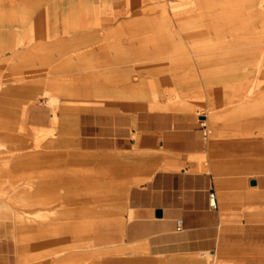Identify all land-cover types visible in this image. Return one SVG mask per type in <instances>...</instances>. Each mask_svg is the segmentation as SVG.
Returning a JSON list of instances; mask_svg holds the SVG:
<instances>
[{
  "label": "rangeland",
  "instance_id": "obj_1",
  "mask_svg": "<svg viewBox=\"0 0 264 264\" xmlns=\"http://www.w3.org/2000/svg\"><path fill=\"white\" fill-rule=\"evenodd\" d=\"M140 112L193 116L205 150L153 148ZM86 115L123 117L125 148L84 150ZM185 168L214 177L222 212L251 208L250 182L264 179V0H0V235L18 264H224L122 243L128 191Z\"/></svg>",
  "mask_w": 264,
  "mask_h": 264
},
{
  "label": "crops",
  "instance_id": "obj_2",
  "mask_svg": "<svg viewBox=\"0 0 264 264\" xmlns=\"http://www.w3.org/2000/svg\"><path fill=\"white\" fill-rule=\"evenodd\" d=\"M28 119L34 126L47 123L38 110L30 111ZM137 129L150 135V146L164 152L195 156L205 150L202 128L190 115L140 112ZM126 130L120 116H82L81 146L98 151L124 149L130 140ZM252 181L256 186L250 184L254 195L251 208L244 212H227L225 208L222 212L210 173L187 168L158 170L128 191L122 243L155 258L210 254L224 264H264V179ZM212 191L216 193V210L209 204ZM0 264H18L16 243L2 235Z\"/></svg>",
  "mask_w": 264,
  "mask_h": 264
},
{
  "label": "built area",
  "instance_id": "obj_3",
  "mask_svg": "<svg viewBox=\"0 0 264 264\" xmlns=\"http://www.w3.org/2000/svg\"><path fill=\"white\" fill-rule=\"evenodd\" d=\"M209 204H210V208L211 209H214V210L218 209V203H217V198H216L215 191H212V193L209 196ZM178 223H179V225L181 224L180 221ZM178 229H180V226H179Z\"/></svg>",
  "mask_w": 264,
  "mask_h": 264
},
{
  "label": "water",
  "instance_id": "obj_4",
  "mask_svg": "<svg viewBox=\"0 0 264 264\" xmlns=\"http://www.w3.org/2000/svg\"><path fill=\"white\" fill-rule=\"evenodd\" d=\"M250 184H251L252 186H256V181H251ZM157 215L160 217V216H161V212H160V211L157 212Z\"/></svg>",
  "mask_w": 264,
  "mask_h": 264
},
{
  "label": "bare ground",
  "instance_id": "obj_5",
  "mask_svg": "<svg viewBox=\"0 0 264 264\" xmlns=\"http://www.w3.org/2000/svg\"><path fill=\"white\" fill-rule=\"evenodd\" d=\"M3 147V146H2ZM4 202V201H3ZM6 203V202H5ZM2 205V204H1ZM7 205V207L9 208V210H11L12 211V209H11V207H10V205H8V204H6ZM6 208V207H5ZM5 211H6V209H5ZM10 212V211H9ZM14 213H17V214H19V212H15L14 211ZM14 218H15V216H14Z\"/></svg>",
  "mask_w": 264,
  "mask_h": 264
}]
</instances>
